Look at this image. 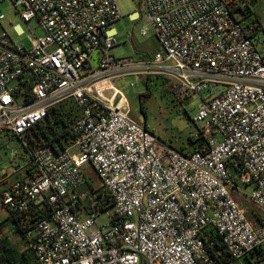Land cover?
<instances>
[{"label":"built area","instance_id":"obj_1","mask_svg":"<svg viewBox=\"0 0 264 264\" xmlns=\"http://www.w3.org/2000/svg\"><path fill=\"white\" fill-rule=\"evenodd\" d=\"M136 1L160 46L143 60L113 55L118 0H0L44 31L33 33L29 47L0 32V132L21 139L29 156L25 166L0 174V208L18 222L22 232L14 222L12 233L39 264H233L264 249L257 22L247 20L245 3L233 12L226 0ZM5 18L0 13V23ZM129 75L157 76L198 95L219 89L202 98L193 118L207 150L178 151L133 120L114 85ZM68 101L80 113L74 144L33 147L30 129ZM22 170L31 175L13 180ZM240 185L252 186L251 195ZM102 192L111 207L101 209ZM235 194L261 220L253 223ZM103 214L109 221L98 225Z\"/></svg>","mask_w":264,"mask_h":264},{"label":"rangeland","instance_id":"obj_2","mask_svg":"<svg viewBox=\"0 0 264 264\" xmlns=\"http://www.w3.org/2000/svg\"><path fill=\"white\" fill-rule=\"evenodd\" d=\"M241 1L245 3L248 21L258 17L256 21L258 30L254 41L258 50L264 54V0H256L253 12L250 10L247 0ZM118 2L122 17L113 26L118 35V45L112 51L113 55L117 58H133L135 60L153 57L160 49L159 42L153 28L142 16L138 2L136 0H118ZM0 13L6 17L0 23V32L5 29L13 41L19 45L25 44L29 47L30 37L33 36V33L38 36L44 34L36 20L28 25L9 3L0 6ZM19 30L22 31L21 35H18ZM143 30H147V35H142ZM131 84H134V87ZM169 84H171L170 81L157 76H152L150 80L146 81L143 77L129 75L114 81V85L122 91L128 100L130 116L133 120L172 148L188 153L194 152L195 148L190 145V142L198 137L200 126L194 123L193 118L198 112L202 98H209L211 95L217 94L219 89L212 92L205 91L198 95L181 89L177 85V87L174 85L175 88L172 87L171 90H168L167 85ZM147 91L151 92V96L149 98L142 97ZM64 106L65 110L71 114V118L77 120L79 110L76 105L68 101L64 103ZM72 151L75 152V149ZM28 160V152L21 139L7 130L0 132V174L12 173L19 166H25ZM85 172L94 186L98 187L100 181L94 169L91 166H86ZM240 191L249 196L253 187L240 185ZM235 197L240 203H243L247 216L253 223L258 221L257 216H263L262 212H259L243 197H239L237 194ZM107 214L97 218L98 225L108 223ZM0 221L3 223V226L0 227V238L8 236L15 240L11 241L12 243L22 244L20 238L12 233L15 223L5 208H0ZM233 264H250V262L248 258L242 257L234 260Z\"/></svg>","mask_w":264,"mask_h":264},{"label":"trees","instance_id":"obj_3","mask_svg":"<svg viewBox=\"0 0 264 264\" xmlns=\"http://www.w3.org/2000/svg\"><path fill=\"white\" fill-rule=\"evenodd\" d=\"M229 6L232 8L233 12L239 8V5L242 4L241 0H226ZM247 11V9H246ZM258 20V17H255V21ZM150 80L148 77L146 81ZM175 88L174 84L167 85V89L171 90V88ZM151 96V92L147 91L142 97L149 98ZM64 104L55 106L49 110L48 117L44 122L35 125L30 129L27 133L26 138L29 143L33 147L45 146L51 147L55 151H62L70 148L74 144V134L72 132L73 125L76 122L75 119L71 118V114H69L65 108ZM79 110V109H78ZM80 115V113H79ZM78 119V118H77ZM190 145L195 148V151H206L207 150V140L203 136L201 129H199L198 137L194 140H191ZM183 153L184 152L181 150ZM192 153V152H191ZM106 195L105 199H102V195ZM107 193L102 192L99 193V201L103 202L101 209H105L107 207H111V205H107L105 200H107ZM263 217V216H262ZM261 216H257L258 220H261ZM14 220V217H13ZM16 222V232H22L17 227L18 222ZM3 226V223L0 227ZM32 227H28L31 229ZM20 243L14 244L11 242L8 236L0 238V261L2 264H39L32 251L26 249ZM250 264H261L264 263V249H258L252 252L248 257Z\"/></svg>","mask_w":264,"mask_h":264},{"label":"crops","instance_id":"obj_4","mask_svg":"<svg viewBox=\"0 0 264 264\" xmlns=\"http://www.w3.org/2000/svg\"><path fill=\"white\" fill-rule=\"evenodd\" d=\"M31 174L28 172V170H22L16 174L13 175L12 179L15 180V179H25L27 177H29ZM14 237V236H13ZM9 239L11 241H15L13 240L11 237H9Z\"/></svg>","mask_w":264,"mask_h":264},{"label":"water","instance_id":"obj_5","mask_svg":"<svg viewBox=\"0 0 264 264\" xmlns=\"http://www.w3.org/2000/svg\"><path fill=\"white\" fill-rule=\"evenodd\" d=\"M250 3V6H256V0H247Z\"/></svg>","mask_w":264,"mask_h":264},{"label":"flooded vegetation","instance_id":"obj_6","mask_svg":"<svg viewBox=\"0 0 264 264\" xmlns=\"http://www.w3.org/2000/svg\"><path fill=\"white\" fill-rule=\"evenodd\" d=\"M248 2V1H247ZM249 3V2H248ZM249 8H250V10L253 12V9L255 8V6L254 7H252V6H250V3H249Z\"/></svg>","mask_w":264,"mask_h":264}]
</instances>
